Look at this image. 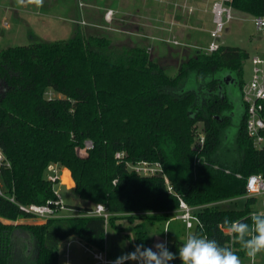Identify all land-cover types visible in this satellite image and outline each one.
<instances>
[{
    "label": "trees",
    "instance_id": "trees-1",
    "mask_svg": "<svg viewBox=\"0 0 264 264\" xmlns=\"http://www.w3.org/2000/svg\"><path fill=\"white\" fill-rule=\"evenodd\" d=\"M231 5L236 13L264 15V0ZM186 54L171 75L150 48L116 44L93 28L0 49V147L6 158L0 183L15 198L0 196V264H13L14 248L23 240L36 264H60L59 246L71 236L104 250L108 228L119 229V219L134 223L135 244L148 247L154 229L170 219L168 211L177 210L180 199L207 205L199 214L203 227L194 231L230 247L223 219L250 222L258 198L246 197L241 209L219 203H236L246 195L248 177L264 175V148H256L248 135L244 100L243 118L229 138L232 105L220 76H235L242 91L250 53L221 44L210 53ZM185 80L203 82L206 101L199 91L179 94L175 89ZM48 91L58 96L49 97ZM119 152L125 154L121 159ZM139 160L160 161L169 182L162 174L131 170L127 162ZM50 164L71 171L73 190L89 204L66 205L75 212L69 216L15 224L34 217L24 207L56 198L58 181L47 178ZM98 203L113 213L107 222L88 214ZM182 242L175 237L169 250L176 253ZM170 264L181 261L177 256ZM256 264H264V254Z\"/></svg>",
    "mask_w": 264,
    "mask_h": 264
},
{
    "label": "rangeland",
    "instance_id": "rangeland-1",
    "mask_svg": "<svg viewBox=\"0 0 264 264\" xmlns=\"http://www.w3.org/2000/svg\"><path fill=\"white\" fill-rule=\"evenodd\" d=\"M162 5L159 8H153L157 3ZM172 0H44L42 7L37 8L35 5L27 7H19L15 0H0V49L10 45L28 44L33 40H57L69 38L75 29H98L100 34L111 37L114 43L120 45H142L150 48L152 58L158 57L160 62L167 66V70L171 75L177 73L180 61L187 56L186 53L193 54L196 50L207 52L204 48L210 41V36H202L204 46H187L182 43V34L187 33L190 25H198L204 30L208 25L213 26V15L211 5L213 0H175L177 5L172 8L171 13L180 17V22L175 21L173 32L177 35L180 42L173 43V33H170V40L163 42L157 37L155 29L158 23L150 17L153 9L168 12L166 3ZM147 3L148 8H142ZM122 13H116L115 16H122V19H113L110 23L105 21L104 12L108 6L117 9ZM187 4V5H186ZM192 4V5H191ZM147 12V16L140 18L139 12ZM155 11V10H154ZM170 11V10H169ZM144 14V13H142ZM173 15V16H174ZM234 18L228 22L222 33L221 43L227 45H238L245 48L250 55L254 53L264 54V33L258 30L253 17L245 13H236L233 11ZM167 18V17H166ZM165 18V19H166ZM212 18V19H211ZM171 21V20H170ZM166 28L172 26L170 22H162ZM169 26V27H168ZM192 29V28H191ZM193 30V29H192ZM200 29L196 30L199 31ZM161 36V35H160ZM182 43V44H181ZM187 50L184 54L183 51ZM252 76V63L250 60L245 61L243 71V84H247ZM200 84L190 80H185L177 89L181 94L187 91H199L203 102L205 99V91ZM231 85V84H230ZM237 92L238 87L231 86ZM235 92V93H236ZM47 96H58L53 91H48ZM237 120L228 130L229 138L236 132ZM201 128V124H199ZM231 141V140H230ZM89 144V143H88ZM84 154V150L80 151ZM56 188L66 205H88L89 202L81 199L75 191L68 189L64 185L57 184ZM246 197H240L234 201H223L219 203L222 208H244ZM257 210H264L261 198H258L254 205ZM72 210L63 209L60 214L69 216L74 214ZM139 221V220H138ZM43 223L44 219L34 216L31 218L19 219L15 224L19 223ZM120 225L119 229L108 228L107 231V253L108 257L115 259L124 252H130L135 247V232L131 230L134 223L128 222L126 219L116 221ZM158 224V223H157ZM160 226V223L158 224ZM165 229L168 232H164ZM185 229L179 220L169 221L161 224L160 230L154 229L148 247L153 246L157 242L170 243L172 239L178 237L184 239ZM129 236V237H126ZM21 248H14L12 262L13 264H36L29 253L31 246L27 240H23ZM69 250L70 264H100L93 256V252L97 249L86 245L76 236H71L63 241L59 246L60 258L59 263L64 264L66 260L63 257L65 250Z\"/></svg>",
    "mask_w": 264,
    "mask_h": 264
},
{
    "label": "built area",
    "instance_id": "built-area-1",
    "mask_svg": "<svg viewBox=\"0 0 264 264\" xmlns=\"http://www.w3.org/2000/svg\"><path fill=\"white\" fill-rule=\"evenodd\" d=\"M232 0H213L211 5V11L213 15V26L209 32L210 41L206 47H204L207 52H213L221 46L222 33L224 32L225 26L233 18V8L231 5ZM114 11L109 9L105 13V18L111 20ZM258 30L264 33V15L255 16L253 18ZM178 43L177 41H173ZM252 63V76L247 84L243 86V100L247 104V131L248 135L252 138L253 144L256 148H264V54H256L251 57ZM203 137L201 142H203ZM88 146H91L89 143ZM125 156L124 152H119L116 157L121 159ZM5 155L0 147V171L1 165L5 162ZM200 159H197L199 162ZM9 165V163H7ZM129 168L134 170L136 173L144 176L162 174L164 175L166 182L168 183V178L164 173L163 165L160 161H150V160H139L135 163L127 162ZM47 178L53 182H60L61 175L60 169L57 164H50L48 167ZM56 198L49 200L45 204H30L24 207L26 210L31 212L34 216L40 217L42 219H48L52 217L62 216L60 212L63 209H67L59 190L56 188ZM170 190L172 187L169 185ZM246 195L245 197L254 196L256 198H261L262 205L264 206V175L262 173H255L248 177L246 184ZM259 193V195L257 194ZM0 196L9 198L11 201H15L13 195H6L1 183H0ZM207 205L191 206L183 199H180L179 208L177 210L168 211L170 214L169 221L179 220L185 229V235L189 231H194L197 227H203V222L200 219V212L204 211ZM211 206V205H208ZM89 215L101 216L107 220L113 216V213L108 210V208L102 204L98 203L95 205L94 209L88 212ZM222 231L226 234L224 226L220 225ZM183 239V240H184ZM169 246V243L167 244ZM230 247H233L232 241L230 242ZM94 258L97 263L100 264H111L114 260L108 257L107 248L104 250H96L93 252ZM63 257L66 260L64 264H70V254L69 250H65Z\"/></svg>",
    "mask_w": 264,
    "mask_h": 264
},
{
    "label": "clouds",
    "instance_id": "clouds-1",
    "mask_svg": "<svg viewBox=\"0 0 264 264\" xmlns=\"http://www.w3.org/2000/svg\"><path fill=\"white\" fill-rule=\"evenodd\" d=\"M15 3L19 7L35 5L39 8L44 0H15ZM247 220L250 222L225 217L222 223L233 245L244 252L249 264H256L257 256L264 254V210L251 211ZM177 256L181 264H243L232 247L195 231L186 234L176 253L169 250L166 242H157L151 247L140 243L132 251L117 256L111 264H170Z\"/></svg>",
    "mask_w": 264,
    "mask_h": 264
},
{
    "label": "crops",
    "instance_id": "crops-1",
    "mask_svg": "<svg viewBox=\"0 0 264 264\" xmlns=\"http://www.w3.org/2000/svg\"><path fill=\"white\" fill-rule=\"evenodd\" d=\"M157 3H158V1H157ZM163 5V4H162ZM162 5H160L159 3L158 4H156V6H154V5H152L153 6V8H159V7H161ZM187 5V4H186ZM192 5V4H191ZM148 5H147V3H144L143 5H142V8H148L147 7ZM164 6H167V8L170 10H168V12H166V13H164L163 12V10H159L158 11V9H153V11H152V14L150 15V17H152L154 20H155V22L156 23H158V26H157V28L155 29V32H157V37H160V39L163 41V42H165V41H168L169 42V40H170V33L172 32L173 33V37L172 38H174V40L173 41H177L178 43H177V45H179V41L176 39L177 38V34L175 33V32H173V25H175L174 23H175V21H176V19L177 18H175V16L176 15H174V14H172L171 13V11H172V8H174L175 9V7L176 6H178L177 5V3H176V1L175 0H172V1H169V3L167 2L166 3V5H164ZM118 7H120V4H119V6H117V9H114L113 7H111V6H108L107 8L108 9H106L105 10V12H104V14H103V16H104V19H105V21H107L108 23H110L114 18L115 19H117V18H119V19H121V20H123L122 19V16H120L119 14H121L122 13V11L118 8ZM109 9H112L113 11H114V13H113V16H112V18H111V20H107L106 18H105V13H106V11L107 10H109ZM155 10V11H154ZM116 13H119L118 14V16H115L116 15ZM142 13H144V14H142ZM174 15V16H173ZM138 16L140 17V18H143V17H146L147 16V12H145V11H143V12H139L138 13ZM167 17V18H166ZM166 18V19H165ZM254 18V17H253ZM212 19V18H211ZM171 20V21H170ZM170 22V23H172V26L171 27H169V28H166V27H164L163 25H161L160 26V23L162 24V22H163V24H164V22ZM177 23L178 22H180V17L178 16V19H177V21H176ZM190 28H188L189 30H187L188 32L187 33H184V34H182V37H181V39L183 40L182 41V43H184L183 45L185 46V47H189V46H197V44L198 45H200V46H204V42L202 41L203 39H202V36H206L207 35V37H209L208 35H209V32H210V30H211V28H212V25H208L207 27H205L204 28V30H202L201 28H199L198 27V25H190L189 26ZM193 30H192V29ZM198 29H200L199 31H197V33H196V30H198ZM170 32V33H169ZM161 35V36H160ZM174 43V42H173ZM181 43V44H182ZM191 46V47H192ZM202 46V47H203ZM186 51L187 50H185L184 49V51H183V53L185 54L186 53ZM256 54H258V53H254V54H251L250 55V58H249V60H250V62H251V57L252 56H254V55H256ZM261 55V54H260ZM59 167V166H58ZM59 169H60V175H61V180H60V182L58 183V184H60V185H64V186H66L68 189H72L73 187H74V185H75V182H74V180H73V178H72V175H71V171L67 168V167H59ZM66 171L69 173V176H70V178H71V180H72V184H70L68 181H66L65 179H64V176H65V173H66ZM67 210H72V211H74L73 209H69V208H67Z\"/></svg>",
    "mask_w": 264,
    "mask_h": 264
},
{
    "label": "water",
    "instance_id": "water-1",
    "mask_svg": "<svg viewBox=\"0 0 264 264\" xmlns=\"http://www.w3.org/2000/svg\"><path fill=\"white\" fill-rule=\"evenodd\" d=\"M220 78L226 87L227 95L229 97L230 104L232 105V109L228 111L227 114L231 116L232 123L233 121L236 122L237 120L238 124L243 118L245 111L243 92L240 89L239 81L232 74H221ZM231 86H236V88L238 87L237 92L233 90Z\"/></svg>",
    "mask_w": 264,
    "mask_h": 264
},
{
    "label": "bare ground",
    "instance_id": "bare-ground-1",
    "mask_svg": "<svg viewBox=\"0 0 264 264\" xmlns=\"http://www.w3.org/2000/svg\"><path fill=\"white\" fill-rule=\"evenodd\" d=\"M64 179H65L66 181H68L70 184H72V180H71V178H70V176H69V173H68L67 171H66V173H65Z\"/></svg>",
    "mask_w": 264,
    "mask_h": 264
}]
</instances>
